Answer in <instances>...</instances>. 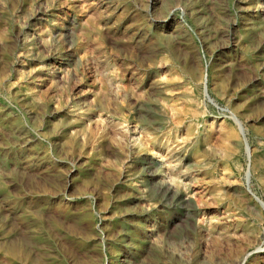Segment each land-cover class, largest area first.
I'll return each instance as SVG.
<instances>
[{
	"label": "rangeland",
	"instance_id": "rangeland-1",
	"mask_svg": "<svg viewBox=\"0 0 264 264\" xmlns=\"http://www.w3.org/2000/svg\"><path fill=\"white\" fill-rule=\"evenodd\" d=\"M260 201L264 0H0V264H264Z\"/></svg>",
	"mask_w": 264,
	"mask_h": 264
},
{
	"label": "bare ground",
	"instance_id": "bare-ground-1",
	"mask_svg": "<svg viewBox=\"0 0 264 264\" xmlns=\"http://www.w3.org/2000/svg\"><path fill=\"white\" fill-rule=\"evenodd\" d=\"M203 93H204V95H205L207 98H210V97H209V94H208V91H207L206 88H204ZM236 122H237V124L240 125V123H239V121H238L237 119H236ZM260 203H261L262 205H264L263 202L260 201Z\"/></svg>",
	"mask_w": 264,
	"mask_h": 264
},
{
	"label": "water",
	"instance_id": "water-1",
	"mask_svg": "<svg viewBox=\"0 0 264 264\" xmlns=\"http://www.w3.org/2000/svg\"><path fill=\"white\" fill-rule=\"evenodd\" d=\"M245 135V134H244ZM247 146H248V148H249V144H248V142H247Z\"/></svg>",
	"mask_w": 264,
	"mask_h": 264
}]
</instances>
